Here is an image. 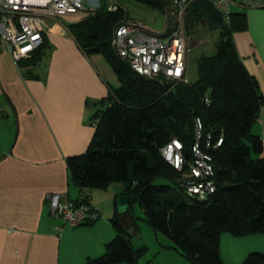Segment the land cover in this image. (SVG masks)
I'll return each instance as SVG.
<instances>
[{
  "label": "trees",
  "instance_id": "trees-1",
  "mask_svg": "<svg viewBox=\"0 0 264 264\" xmlns=\"http://www.w3.org/2000/svg\"><path fill=\"white\" fill-rule=\"evenodd\" d=\"M137 1L162 12L169 6V0ZM109 2L101 0L95 9H85L80 19L67 25L83 53L101 54L119 82L97 102L94 133L86 150L66 158L70 179L90 195L92 189L122 183L117 195L129 196L128 211L136 231L134 204L153 232L171 242H160L161 247L177 250L190 264H224L219 252L223 232L237 237L264 234L263 143L252 131L264 95L233 42V33L246 28L245 14L233 8L247 7L231 5L225 19L207 0H192L187 5L184 25L188 38L196 34L199 24L217 34L213 52L199 55L197 78L188 82L186 71L180 80L170 81L163 75L151 78L133 71L117 56L111 44L113 30L128 16L120 5L109 10ZM48 46L42 36L41 45L18 60L26 77L41 63ZM196 119L201 124V150L208 156L216 186L204 199L187 193L182 182V173L194 161ZM208 137L211 140L206 146ZM218 138L222 141L216 146ZM172 139L181 142L183 171L161 155V148ZM109 221L115 236L102 254L88 258L85 264H140L148 247L132 245V229L123 227L116 211ZM243 264H264V253H248Z\"/></svg>",
  "mask_w": 264,
  "mask_h": 264
},
{
  "label": "crops",
  "instance_id": "crops-1",
  "mask_svg": "<svg viewBox=\"0 0 264 264\" xmlns=\"http://www.w3.org/2000/svg\"><path fill=\"white\" fill-rule=\"evenodd\" d=\"M100 1L84 0V4L93 10ZM233 11L244 13L246 20V28L233 33L236 51L264 95V4L234 7ZM71 15L45 18L48 52L43 66L33 67L30 77L0 46V264H85L88 258L102 254L116 233L109 221L116 203L107 209L106 219L70 226L50 212L45 198L48 192L78 198L79 188L70 179L66 158L88 147L97 102L113 86L106 79L104 61L98 54L83 53L70 34L67 25L77 21L67 19ZM252 131L260 136L264 155V105ZM90 197L99 218L103 206L92 200V192ZM131 229L130 236H134L137 231ZM222 240L244 242L235 251L238 264H243L246 244L264 245V234L237 237L223 232L221 257ZM155 247L156 255L167 254L173 264H190L175 249ZM258 250L264 253V247Z\"/></svg>",
  "mask_w": 264,
  "mask_h": 264
},
{
  "label": "built area",
  "instance_id": "built-area-1",
  "mask_svg": "<svg viewBox=\"0 0 264 264\" xmlns=\"http://www.w3.org/2000/svg\"><path fill=\"white\" fill-rule=\"evenodd\" d=\"M192 0H169L164 7L163 26L159 31L125 17L113 30L111 44L117 56L129 67L147 77L163 75L167 80H180L186 71L187 39L185 13ZM209 4L228 19L233 4L258 7L264 0H207ZM109 10H116L118 4L110 0ZM86 9L84 0H0V46L10 53L15 61L26 58L42 43L45 18H55L82 12ZM195 142L192 145L194 161L182 173V182L187 193L204 199L215 192L212 167L208 156L202 152L199 143L201 124L196 119ZM210 138L206 139L209 146ZM218 138L216 146L221 143ZM181 142L172 139L161 148V155L175 169L183 171L184 159ZM90 193L81 190L76 202L63 193L48 192L45 195L50 212L60 218L63 224L79 225L87 222ZM96 216L93 215V218ZM92 218V219H93ZM87 220V221H86Z\"/></svg>",
  "mask_w": 264,
  "mask_h": 264
},
{
  "label": "rangeland",
  "instance_id": "rangeland-1",
  "mask_svg": "<svg viewBox=\"0 0 264 264\" xmlns=\"http://www.w3.org/2000/svg\"><path fill=\"white\" fill-rule=\"evenodd\" d=\"M116 2H119L121 4V7L126 11V14L130 20L141 22L145 25H147L150 29L159 31L164 22V17L162 10L152 7L146 3L137 1V0H116ZM119 6V4H118ZM78 13V12H77ZM81 13H74V15L66 16L67 19L72 20H78L77 18H80ZM196 34L191 36L189 39H187V66H186V74H185V80L188 82H192L197 78V58L200 54H210L213 52L214 48V41L216 40L217 34L216 31H209L206 27L201 26L200 24L196 27ZM93 54H90L92 56ZM100 59L104 61L106 67L108 68V75L106 76L105 73L101 70L102 74L106 76V79L113 84V86H118V79L115 75V72L107 62L105 58L101 56V54H98ZM45 59L41 62L39 66H37L36 69L39 67L41 68L43 66ZM36 66V65H35ZM116 188V189H115ZM122 189V183L120 182H111L108 187L105 190L102 189H92V200L94 202H100L103 207L99 209L100 211V217L98 219H106L105 213L107 212V209L112 210L114 207V204L116 203V190ZM81 190H79L80 193ZM79 197V195H78ZM69 199V198H68ZM70 200V199H69ZM72 202H76L75 200H70ZM91 198L89 200V214H91V217H87V220L92 219L93 215L97 214V211L93 209L91 206ZM106 206V207H105ZM133 212L136 216H138L137 219V226L138 230L137 233L134 236H130L129 239L131 243L135 245V248L141 244H145L148 247V250L144 256H142L139 260L140 264H173L171 259H169L167 254H158L156 255L155 246H158L160 243L158 242L157 238L155 237V233L153 232L152 228L149 227L146 222L143 220V214L140 210L138 204L133 205ZM97 215L93 218L96 219ZM86 220V221H87ZM70 226H77V225H70ZM161 239V241L165 244H171L168 238L163 236L162 234L158 235ZM160 241V242H161ZM222 259L224 258L228 264H238L237 258L235 256V251L238 249H241L244 246V242L239 243H231L226 242L225 240H222ZM252 244H246V248L242 250V258L241 261L244 260L246 255L253 251H258V248H263L264 245H256L255 247H251ZM177 251V250H176ZM161 253V252H160ZM179 254V252L177 251ZM243 259V260H242ZM116 264V263H115ZM119 264V263H117Z\"/></svg>",
  "mask_w": 264,
  "mask_h": 264
},
{
  "label": "water",
  "instance_id": "water-1",
  "mask_svg": "<svg viewBox=\"0 0 264 264\" xmlns=\"http://www.w3.org/2000/svg\"><path fill=\"white\" fill-rule=\"evenodd\" d=\"M116 212L119 216V221L122 223L123 227L127 230L135 228V223L129 214V196L125 194L116 195Z\"/></svg>",
  "mask_w": 264,
  "mask_h": 264
}]
</instances>
